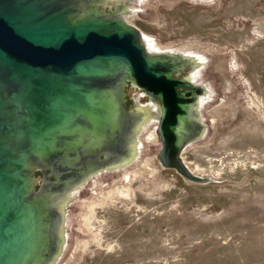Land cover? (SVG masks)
<instances>
[{"label": "rangeland", "instance_id": "rangeland-1", "mask_svg": "<svg viewBox=\"0 0 264 264\" xmlns=\"http://www.w3.org/2000/svg\"><path fill=\"white\" fill-rule=\"evenodd\" d=\"M119 4L125 3L104 6ZM131 5L125 18L140 29L148 52L205 60L199 81L212 95L200 107L204 133L181 154L207 180L192 182L164 168L157 125L147 126L138 133L136 159L93 176L72 195L56 264H264V0ZM191 68L175 76H188ZM124 92L128 110L160 103L129 80ZM92 94V127L77 129L85 139L68 143L75 153L85 145L91 151L116 145L123 132L112 98L103 89ZM35 173L39 187L43 175Z\"/></svg>", "mask_w": 264, "mask_h": 264}, {"label": "water", "instance_id": "water-1", "mask_svg": "<svg viewBox=\"0 0 264 264\" xmlns=\"http://www.w3.org/2000/svg\"><path fill=\"white\" fill-rule=\"evenodd\" d=\"M106 2L0 0V264H56L57 209L130 145L136 111L126 108L128 80L160 98L162 166L192 182L207 180L181 154L204 129L191 111L204 86L175 76L191 62L148 52L140 29L106 10ZM98 89L115 103L123 132L116 145L75 153L68 143L85 139L77 129L92 127Z\"/></svg>", "mask_w": 264, "mask_h": 264}, {"label": "bare ground", "instance_id": "bare-ground-1", "mask_svg": "<svg viewBox=\"0 0 264 264\" xmlns=\"http://www.w3.org/2000/svg\"><path fill=\"white\" fill-rule=\"evenodd\" d=\"M105 1H108V0H105ZM118 1H122L123 3H125L127 5V7H128V2H130V3L131 2H139V4L142 3L141 2L142 0H118ZM121 5L122 4H119V5H116V6L118 8H121ZM143 39H145V38H143ZM143 41H145V40H143ZM186 58L189 59V61L191 62V67L193 68L194 62L191 60L190 57L186 56ZM185 77L190 78L189 75L185 76ZM204 89H205V87H204ZM204 95H205V91H204L203 95H201V96H204ZM200 98L201 97L199 96L198 99H197L196 104L194 105V107H193V109L191 111H192V117L194 119H196L197 121L201 122V120L198 119L199 113L196 110V107L198 105V101L200 100ZM155 106H159V108H154ZM152 109H154L155 111L149 112ZM135 111H136L135 112V117H134V120L132 122V129H131V135H130L131 138L129 140V144L130 145L128 146V142L126 141L127 147H126V150L124 151V155L123 156L119 155V157H123V158H118V157H116V158L114 157V159L111 158V160H109V162L105 166L107 168V170H105V171H112V170H115V169H120L122 167L124 168L130 161L136 159V157L138 156V153H139V143L137 141V136H138V133H140L143 129L148 128L147 126H149L151 124H155V125H157L156 126V130L158 131V121H159V117H160V113H161L160 112L161 111L160 103H158L156 100H152L146 106H143V107L138 106L135 109ZM203 133H204V129L201 130L200 133H198V137L197 136L196 137L200 138ZM155 153H156V151H155ZM100 170H102L100 173H102L104 171L103 169H100ZM87 182H88V180L85 179L84 181H82L80 183V185H77L78 188H82ZM67 206H68V202H65V203L61 204L59 206V208L57 209V211H58L57 212L58 213L57 214L58 215L57 222H58L59 225L55 228L56 229V232H55V237H56V239H55L56 242L55 243L56 244H55V252H54V254L56 255L55 256V260L59 259L60 256L62 255V251L64 250V247H65V244H66V240H67V234H66V236H62V234H61V229H63L64 222H65V220L67 218V212H66ZM78 207H79V205H78ZM67 257L68 256H66V258Z\"/></svg>", "mask_w": 264, "mask_h": 264}, {"label": "flooded vegetation", "instance_id": "flooded-vegetation-1", "mask_svg": "<svg viewBox=\"0 0 264 264\" xmlns=\"http://www.w3.org/2000/svg\"><path fill=\"white\" fill-rule=\"evenodd\" d=\"M141 2H144V0H142ZM135 3H138L139 4V2H135ZM130 8L134 10L135 7L132 6L130 2H128V7H127L126 4H124V5L122 4L121 5V8H118L116 6L113 9H111V12L110 13H113V15H115V16H120L122 18H125V15L130 11ZM142 37H143V35H142ZM145 40L146 41H144V42L147 44V46L149 47V49L154 50L153 48H154L155 44L152 43L150 41V39L149 40L148 39H145ZM191 54H186V56L187 57H190L191 60L194 62V66H193V68H191V71L189 73V77L192 80H194L195 82H198V83L200 82L205 87V95L204 96H201L200 100L198 101V105L196 107V110L199 113L198 119L201 120V113H200V109L201 108L200 107L203 106V104L207 101V99L209 97H211V95H212V89H211V86L209 84L204 83V81L203 82L202 81H199V80H202V78H203V65L205 64V60L200 55H194V54L191 55ZM154 108H159V106H155ZM153 111H155V110L152 109L149 112H153ZM103 157H105V156L102 155L101 158H103Z\"/></svg>", "mask_w": 264, "mask_h": 264}]
</instances>
